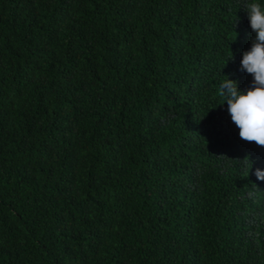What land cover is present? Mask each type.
<instances>
[{
  "label": "trees",
  "instance_id": "obj_1",
  "mask_svg": "<svg viewBox=\"0 0 264 264\" xmlns=\"http://www.w3.org/2000/svg\"><path fill=\"white\" fill-rule=\"evenodd\" d=\"M249 2L0 0V264H264Z\"/></svg>",
  "mask_w": 264,
  "mask_h": 264
},
{
  "label": "clouds",
  "instance_id": "obj_2",
  "mask_svg": "<svg viewBox=\"0 0 264 264\" xmlns=\"http://www.w3.org/2000/svg\"><path fill=\"white\" fill-rule=\"evenodd\" d=\"M244 8L255 37L240 63L241 70L252 76V84L244 91L238 88L237 81L226 77L219 85L218 94L227 105L232 123L239 129L240 139L264 148V5L251 0ZM255 175L264 180V171L257 169Z\"/></svg>",
  "mask_w": 264,
  "mask_h": 264
}]
</instances>
